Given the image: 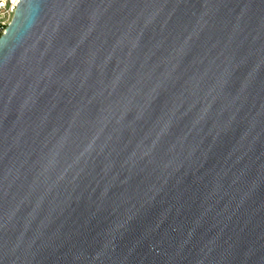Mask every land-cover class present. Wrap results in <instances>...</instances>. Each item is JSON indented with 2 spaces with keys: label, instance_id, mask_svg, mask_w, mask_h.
<instances>
[{
  "label": "water",
  "instance_id": "water-1",
  "mask_svg": "<svg viewBox=\"0 0 264 264\" xmlns=\"http://www.w3.org/2000/svg\"><path fill=\"white\" fill-rule=\"evenodd\" d=\"M15 12L0 264H264V0Z\"/></svg>",
  "mask_w": 264,
  "mask_h": 264
},
{
  "label": "built area",
  "instance_id": "built-area-1",
  "mask_svg": "<svg viewBox=\"0 0 264 264\" xmlns=\"http://www.w3.org/2000/svg\"><path fill=\"white\" fill-rule=\"evenodd\" d=\"M20 0H0V37L12 22Z\"/></svg>",
  "mask_w": 264,
  "mask_h": 264
}]
</instances>
